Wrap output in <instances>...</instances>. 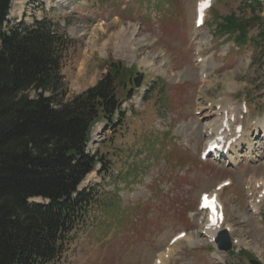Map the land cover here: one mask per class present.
<instances>
[{
	"label": "rangeland",
	"instance_id": "374dc122",
	"mask_svg": "<svg viewBox=\"0 0 264 264\" xmlns=\"http://www.w3.org/2000/svg\"><path fill=\"white\" fill-rule=\"evenodd\" d=\"M199 1L12 0L9 21L45 16L66 36V101L110 67L123 72L114 83L122 115L114 126L95 120L87 151L101 163L79 186L95 191L97 205L56 264H264V195L252 208L245 190L264 187V0H212L196 28ZM227 16L246 30L243 41L222 32ZM124 40L136 50H118ZM223 113L230 126L242 125V145L232 146V159L201 160ZM224 180L231 187L216 193L221 230L237 240L229 252L208 244L198 209L200 194Z\"/></svg>",
	"mask_w": 264,
	"mask_h": 264
},
{
	"label": "trees",
	"instance_id": "16d2710c",
	"mask_svg": "<svg viewBox=\"0 0 264 264\" xmlns=\"http://www.w3.org/2000/svg\"><path fill=\"white\" fill-rule=\"evenodd\" d=\"M11 1L0 0V264H56L97 205L79 186L101 163L87 151L95 120L114 126L122 115L114 83L123 72L110 67L66 101V36L47 18L9 21ZM220 28L246 38L232 16Z\"/></svg>",
	"mask_w": 264,
	"mask_h": 264
},
{
	"label": "bare ground",
	"instance_id": "6f19581e",
	"mask_svg": "<svg viewBox=\"0 0 264 264\" xmlns=\"http://www.w3.org/2000/svg\"><path fill=\"white\" fill-rule=\"evenodd\" d=\"M202 1V0H201ZM204 22H205V20H204ZM204 24V23H203ZM123 35H124V31L123 30H121L119 33H117V35H115L114 36V39H118V38H121V39H123ZM117 49L118 50H120L121 52H127V53H130V52H132V50H136V49H133L130 45H129V42L128 41H120L119 43H118V47H117ZM197 51H200V48H198L197 49ZM197 62L198 63H205V59H203V58H201V59H198L197 60ZM206 78V76H204L203 77V79H205ZM205 84H206V82H205ZM222 110H223V112H228V111H230L231 112V118L233 117L234 118V115H233V111H232V109L231 108H227V107H224V108H222ZM231 118H229V122H230V119ZM263 121V120H262ZM222 122L223 121H221L219 124H217V126H216V128H212V127H210V132L211 131H214L215 133H217V132H219L221 129H224V131L221 133V135H223V134H225V136H228V133H226L227 131H229V123H227L224 127L222 126ZM259 125H260V129L262 130V132H263V135H264V123L263 122H260L259 123ZM240 138H241V136H240ZM239 138V140L238 141H236L235 143H234V147H236L237 148V150H238V148L242 145V139H240ZM208 144V143H207ZM207 144H206V146H207ZM206 146H205V148H206ZM233 146V145H232ZM232 146H231V149H232ZM248 146V145H247ZM205 148H204V150H205ZM248 149H250V146L248 147ZM234 153V152H233ZM232 150H231V152H229V154H228V158H230V159H232L231 157H232ZM234 154H236V156H238L237 155V153L235 152ZM217 155V154H216ZM233 158H234V155H233ZM226 183L228 184V186L229 187H231V183H230V181L229 180H227V181H223L222 183H220V186H222L219 190H223L224 188H225V186H227L226 185ZM264 185V184H263ZM227 186V187H228ZM264 188V187H263ZM218 194V193H217ZM219 197V196H218ZM263 197V196H262ZM220 200V199H219ZM38 202V201H37ZM252 208H254V206L252 207ZM256 209V208H255ZM218 222V221H217ZM208 226V222L206 223V225L204 226V229H203V232H204V234L205 235H209V237L210 236H214L215 234H216V231H217V229H213V228H208L207 227ZM185 237V236H184ZM186 239H188V238H186ZM189 240V239H188Z\"/></svg>",
	"mask_w": 264,
	"mask_h": 264
},
{
	"label": "snow or ice",
	"instance_id": "6c2138e0",
	"mask_svg": "<svg viewBox=\"0 0 264 264\" xmlns=\"http://www.w3.org/2000/svg\"><path fill=\"white\" fill-rule=\"evenodd\" d=\"M206 3H207V0H203V2L199 5V8H203L206 6ZM200 23V20L198 19L197 20V24L199 25ZM201 206L204 207V208H207L210 212V216H209V219L212 221V223L214 224L215 223V218H216V211H215V198L212 197L211 199L205 195V196H202L201 198Z\"/></svg>",
	"mask_w": 264,
	"mask_h": 264
},
{
	"label": "water",
	"instance_id": "95a60500",
	"mask_svg": "<svg viewBox=\"0 0 264 264\" xmlns=\"http://www.w3.org/2000/svg\"><path fill=\"white\" fill-rule=\"evenodd\" d=\"M217 249L219 251L228 252L231 249V241L225 231L220 232L219 236L215 239ZM250 264H261L258 261H250Z\"/></svg>",
	"mask_w": 264,
	"mask_h": 264
}]
</instances>
